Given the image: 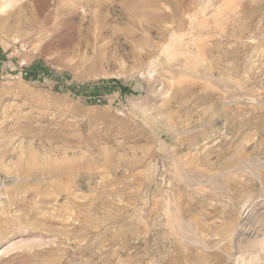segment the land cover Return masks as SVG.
Segmentation results:
<instances>
[{
    "label": "rangeland",
    "instance_id": "obj_1",
    "mask_svg": "<svg viewBox=\"0 0 264 264\" xmlns=\"http://www.w3.org/2000/svg\"><path fill=\"white\" fill-rule=\"evenodd\" d=\"M0 264H264V0H0Z\"/></svg>",
    "mask_w": 264,
    "mask_h": 264
},
{
    "label": "bare ground",
    "instance_id": "obj_2",
    "mask_svg": "<svg viewBox=\"0 0 264 264\" xmlns=\"http://www.w3.org/2000/svg\"><path fill=\"white\" fill-rule=\"evenodd\" d=\"M168 16V17H167ZM165 18L167 19V20H169V19H172V17L174 16H171V14H169V15H167ZM161 18V17H160ZM159 18V19H160ZM163 19H164V17H162ZM136 20V19H135ZM160 21V20H159ZM150 28H152V27H150V25L148 26V29H150ZM156 31H157V34H158V36H157V38L159 39V40H164V38H165V30L163 29V27H161V25H160V23H158V25H157V27H156ZM159 40L158 41H155V40H153V39H150L149 37H145L144 39H143V41H142V43H144V44H146V45H148V46H151L150 47V49H151V51L153 52V51H158V47H159ZM138 47V46H137ZM150 51V50H149ZM149 51H148V53H149ZM151 51H150V53H151ZM188 64V63H187ZM189 65H191V64H189ZM193 66V65H192ZM185 67V66H184ZM187 67V66H186ZM189 68H191V66L189 67ZM190 74V73H189ZM163 113V112H162ZM164 117V116H163ZM170 123H173V121H171ZM169 124V123H168ZM172 126V125H171ZM36 155V154H35Z\"/></svg>",
    "mask_w": 264,
    "mask_h": 264
}]
</instances>
